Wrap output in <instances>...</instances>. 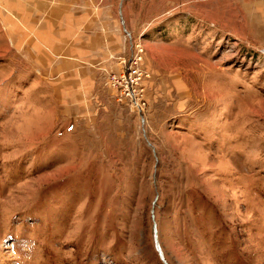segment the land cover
<instances>
[{
	"label": "rangeland",
	"instance_id": "1",
	"mask_svg": "<svg viewBox=\"0 0 264 264\" xmlns=\"http://www.w3.org/2000/svg\"><path fill=\"white\" fill-rule=\"evenodd\" d=\"M247 4L75 1L120 20L124 66L143 49L141 111L108 77L93 106L92 84L61 97L0 17V264H165L155 235L167 264H264V46Z\"/></svg>",
	"mask_w": 264,
	"mask_h": 264
},
{
	"label": "crops",
	"instance_id": "2",
	"mask_svg": "<svg viewBox=\"0 0 264 264\" xmlns=\"http://www.w3.org/2000/svg\"><path fill=\"white\" fill-rule=\"evenodd\" d=\"M75 1L0 0L7 12L0 17L13 49L23 52L26 65L37 68L53 91L77 100L92 84L93 106L109 74L123 70L127 43L116 16L96 8L81 12ZM246 1V28L264 46V0Z\"/></svg>",
	"mask_w": 264,
	"mask_h": 264
},
{
	"label": "built area",
	"instance_id": "3",
	"mask_svg": "<svg viewBox=\"0 0 264 264\" xmlns=\"http://www.w3.org/2000/svg\"><path fill=\"white\" fill-rule=\"evenodd\" d=\"M138 52L131 57L128 66L121 61L123 70L110 73L108 85L115 93L119 102L131 103L132 107L141 111L146 106L144 82L150 77L142 67L143 49L137 45Z\"/></svg>",
	"mask_w": 264,
	"mask_h": 264
},
{
	"label": "water",
	"instance_id": "4",
	"mask_svg": "<svg viewBox=\"0 0 264 264\" xmlns=\"http://www.w3.org/2000/svg\"><path fill=\"white\" fill-rule=\"evenodd\" d=\"M156 228V226H154V229ZM156 233V232H155ZM155 246H156V250H157V252H158V254H159V257H160V259L165 263V264H167V262H166V260H165V257H164V255H163V252H162V249H161V247H160V244H159V242H158V240H157V236L155 235Z\"/></svg>",
	"mask_w": 264,
	"mask_h": 264
}]
</instances>
